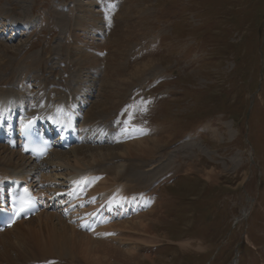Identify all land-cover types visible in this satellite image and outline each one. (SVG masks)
<instances>
[{"label": "rangeland", "instance_id": "rangeland-1", "mask_svg": "<svg viewBox=\"0 0 264 264\" xmlns=\"http://www.w3.org/2000/svg\"><path fill=\"white\" fill-rule=\"evenodd\" d=\"M80 4L100 18L83 37L102 61L88 84L73 60ZM0 30V44L19 46L6 76L92 91L88 108L107 90V56L120 53L124 94L112 90L108 113L83 118L80 129L105 127L127 100L119 123L147 130L132 137L169 138L126 159L152 165L151 212L163 217L149 233H127L136 264H264V0H0Z\"/></svg>", "mask_w": 264, "mask_h": 264}, {"label": "bare ground", "instance_id": "bare-ground-1", "mask_svg": "<svg viewBox=\"0 0 264 264\" xmlns=\"http://www.w3.org/2000/svg\"><path fill=\"white\" fill-rule=\"evenodd\" d=\"M82 5L78 6L82 15L75 19L79 34L73 37L76 40L72 47L78 75H83L85 80H81L88 84L92 81L90 68L96 69L97 63L102 61L90 54L100 48L93 43L86 44L84 39L92 30L90 26L98 25L100 18L87 15L90 13L82 11ZM1 14L7 16L4 10ZM8 22L13 27L18 24L12 18ZM130 33L128 31L125 36ZM17 48L19 46L0 44V130L4 124L25 122L36 114L39 119H49L59 125L85 117L88 120L101 118L108 113V104L112 105L110 98L115 93L111 91L124 94L121 86L125 79L118 52L116 58L110 55L104 59L107 70L102 84L107 90L102 96L99 93L101 103L94 102L80 118L79 107L87 104L84 92L59 90L58 86L51 85L48 77L43 83L36 79L17 83L13 72L6 76ZM111 61L114 64L108 66ZM78 130L82 145L91 146L71 147L65 152L52 150L38 165L0 141V197L6 182L18 179L27 182L35 194L46 201L45 210L0 233V264H75L76 260H81V264H136V245L127 233H149L151 227L163 219L159 212H151L156 207L152 194L158 189V182L150 179L152 165L148 163L150 169L144 170L143 163L130 165L126 159H144L149 156L148 149L167 143L169 138L137 139L134 136L129 138L131 142L109 141L112 147L94 148L92 145L100 146L108 141L95 133L103 128L92 132L88 128ZM215 175L213 169L206 171L205 179L212 180ZM50 199L56 200L55 209L59 210L55 213L48 207ZM145 215L142 221L141 216ZM112 258H115L113 263Z\"/></svg>", "mask_w": 264, "mask_h": 264}, {"label": "crops", "instance_id": "crops-1", "mask_svg": "<svg viewBox=\"0 0 264 264\" xmlns=\"http://www.w3.org/2000/svg\"><path fill=\"white\" fill-rule=\"evenodd\" d=\"M182 245H186V246H188L189 244H182Z\"/></svg>", "mask_w": 264, "mask_h": 264}, {"label": "snow or ice", "instance_id": "snow-or-ice-1", "mask_svg": "<svg viewBox=\"0 0 264 264\" xmlns=\"http://www.w3.org/2000/svg\"><path fill=\"white\" fill-rule=\"evenodd\" d=\"M128 121H125V123H127ZM23 211V209H21Z\"/></svg>", "mask_w": 264, "mask_h": 264}]
</instances>
